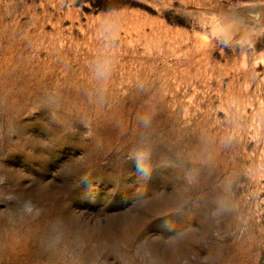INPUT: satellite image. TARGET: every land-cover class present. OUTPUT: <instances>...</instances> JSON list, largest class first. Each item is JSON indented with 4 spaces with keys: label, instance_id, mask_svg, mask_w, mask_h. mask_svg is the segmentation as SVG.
<instances>
[{
    "label": "rangeland",
    "instance_id": "374dc122",
    "mask_svg": "<svg viewBox=\"0 0 264 264\" xmlns=\"http://www.w3.org/2000/svg\"><path fill=\"white\" fill-rule=\"evenodd\" d=\"M0 264H264V0H0Z\"/></svg>",
    "mask_w": 264,
    "mask_h": 264
},
{
    "label": "bare ground",
    "instance_id": "6f19581e",
    "mask_svg": "<svg viewBox=\"0 0 264 264\" xmlns=\"http://www.w3.org/2000/svg\"><path fill=\"white\" fill-rule=\"evenodd\" d=\"M163 31V30H162ZM163 33V32H162Z\"/></svg>",
    "mask_w": 264,
    "mask_h": 264
}]
</instances>
